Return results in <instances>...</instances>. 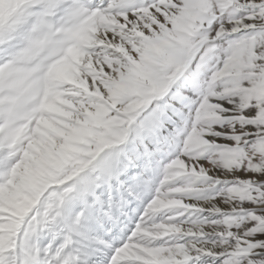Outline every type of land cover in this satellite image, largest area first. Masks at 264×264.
Wrapping results in <instances>:
<instances>
[{
    "label": "snow or ice",
    "instance_id": "snow-or-ice-1",
    "mask_svg": "<svg viewBox=\"0 0 264 264\" xmlns=\"http://www.w3.org/2000/svg\"><path fill=\"white\" fill-rule=\"evenodd\" d=\"M0 264H264V0H0Z\"/></svg>",
    "mask_w": 264,
    "mask_h": 264
}]
</instances>
